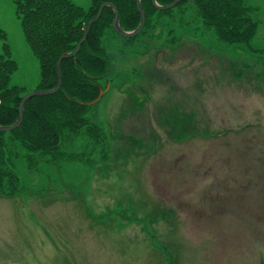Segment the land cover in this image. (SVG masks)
<instances>
[{
  "label": "rangeland",
  "instance_id": "obj_1",
  "mask_svg": "<svg viewBox=\"0 0 264 264\" xmlns=\"http://www.w3.org/2000/svg\"><path fill=\"white\" fill-rule=\"evenodd\" d=\"M247 5L259 23L249 46L203 33L188 5L136 38L104 32L110 86L86 116L107 140L18 165L22 192L0 196V264H264V2ZM4 52L10 84L38 90L11 0Z\"/></svg>",
  "mask_w": 264,
  "mask_h": 264
},
{
  "label": "trees",
  "instance_id": "obj_2",
  "mask_svg": "<svg viewBox=\"0 0 264 264\" xmlns=\"http://www.w3.org/2000/svg\"><path fill=\"white\" fill-rule=\"evenodd\" d=\"M11 1L25 41L39 63L42 81L38 90H51L55 87L59 55L74 50L83 35L85 24L96 15L102 3L109 2L115 6L120 26L125 31L134 30L140 19L135 0H91L87 9L70 0ZM173 1L156 0L159 5ZM248 1L196 0L158 11L150 0H141L145 24L133 38L152 28L150 26L154 16L157 18L158 15L188 5L195 9V19L205 30L203 33L213 36L225 46H249L256 38L259 23L252 15L258 8L248 6ZM112 21L113 11L105 7L99 19L91 25L75 57L62 60V83L59 90L52 95L28 100L24 105L21 124L10 132H0L1 197H14L22 192L17 171L19 164L28 170H36L39 164L55 165L62 160V149L66 142L86 140L88 144L97 145L107 140L106 135L88 119L86 113L90 108L87 103L95 100L99 93L98 87L102 88L101 81L106 80L102 89L110 82V64L102 43L107 29L117 34L112 28ZM15 70L16 64L8 54H0L2 126L12 125L16 121L20 100L27 94L10 84ZM6 135L10 136L11 145L4 140Z\"/></svg>",
  "mask_w": 264,
  "mask_h": 264
},
{
  "label": "water",
  "instance_id": "obj_3",
  "mask_svg": "<svg viewBox=\"0 0 264 264\" xmlns=\"http://www.w3.org/2000/svg\"><path fill=\"white\" fill-rule=\"evenodd\" d=\"M150 1H151V4L153 5V7L156 10H158V11H166V10L174 8L177 4H179L181 2H193V1H196V0H174L173 2H171L170 4H167V5H159L156 2V0H150ZM135 3H136V7H137V10H138L140 19H139L138 26L132 31H125V30L122 29V27L120 26V23H119L118 11L116 10L115 6L112 3H109V2L102 3L98 7L96 15L93 18H91L85 24L83 35H82L81 39L77 42L74 50L69 52V53L63 52L62 54L59 55V57L57 59V62H56L57 82H56L55 87L53 89H51V90H36V91H32V92H29V93L25 94L20 100V103H19V106H18V117H17L16 121L12 125H9V126L0 125V132H10V131L16 129L21 124V122L23 120L24 105H25V103L28 100H30L33 97H41V96H46V95H52V94H55L59 90V88L61 86V83H62V72H61V62H62V60L75 57V55L78 53V51H79V49L81 47V44L86 40L91 25L93 23H95L99 19V17L102 14V11H103V9L105 7H109L113 11V21H112L111 25H112L113 30L119 36L124 37V38H133L136 35H138V33L143 29L144 24H145V13H144V10H143L142 5H141V0H135ZM75 62H76V60H75ZM109 86L110 85L108 84L105 89H102L101 87H98L99 93H98L97 98L95 100L87 103V105L88 106H92L93 104H95L102 97L104 92L108 90ZM69 100H71V99H69ZM78 103L82 104L81 102H78Z\"/></svg>",
  "mask_w": 264,
  "mask_h": 264
},
{
  "label": "crops",
  "instance_id": "obj_4",
  "mask_svg": "<svg viewBox=\"0 0 264 264\" xmlns=\"http://www.w3.org/2000/svg\"><path fill=\"white\" fill-rule=\"evenodd\" d=\"M70 190H71V188H70ZM71 203V202H70Z\"/></svg>",
  "mask_w": 264,
  "mask_h": 264
}]
</instances>
